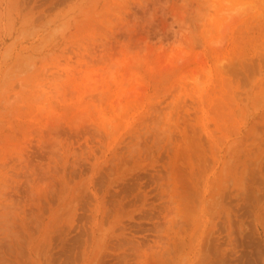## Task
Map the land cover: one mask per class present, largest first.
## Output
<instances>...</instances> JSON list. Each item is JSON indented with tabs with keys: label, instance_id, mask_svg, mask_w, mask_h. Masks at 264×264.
<instances>
[{
	"label": "rangeland",
	"instance_id": "rangeland-1",
	"mask_svg": "<svg viewBox=\"0 0 264 264\" xmlns=\"http://www.w3.org/2000/svg\"><path fill=\"white\" fill-rule=\"evenodd\" d=\"M189 263L264 264V0H0V264Z\"/></svg>",
	"mask_w": 264,
	"mask_h": 264
},
{
	"label": "bare ground",
	"instance_id": "bare-ground-1",
	"mask_svg": "<svg viewBox=\"0 0 264 264\" xmlns=\"http://www.w3.org/2000/svg\"><path fill=\"white\" fill-rule=\"evenodd\" d=\"M206 95H207V94H206ZM232 165H233V164H232ZM241 165H242V164H241ZM240 172H241V171H240ZM229 174H230V173H229ZM232 179H233V178H232ZM183 181H184V180H183ZM238 181H239V179H238ZM186 183H187V182H186ZM186 183H185V184L183 183L184 185L182 186V189H181V191L183 192L184 195H185L186 193L188 194V192H189V188H188V187H189V184H186ZM220 186H221V185H220ZM220 186H219V187H220ZM189 193H190V192H189ZM189 199H190V198H189ZM186 200H187V201H186ZM193 201H194V200H193ZM180 202H181V201H180ZM187 202H189V201H188V198L186 197V198H185V202L183 203L182 206H184V204L187 205ZM187 207H188V205H187ZM187 207H186V208H187ZM179 208H181V206H180ZM182 208H184V207H182ZM178 211H179V210H178ZM205 214H206V213H205ZM208 215H209V213H208ZM198 234H199V233H198ZM189 238H190V237H189ZM196 242H197V241H196ZM189 264H190V263H189Z\"/></svg>",
	"mask_w": 264,
	"mask_h": 264
}]
</instances>
